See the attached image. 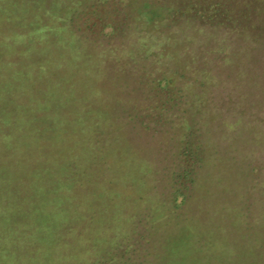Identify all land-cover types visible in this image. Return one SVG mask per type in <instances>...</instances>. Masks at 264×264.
<instances>
[{
  "label": "rangeland",
  "instance_id": "1",
  "mask_svg": "<svg viewBox=\"0 0 264 264\" xmlns=\"http://www.w3.org/2000/svg\"><path fill=\"white\" fill-rule=\"evenodd\" d=\"M205 1L0 0V264H264V0Z\"/></svg>",
  "mask_w": 264,
  "mask_h": 264
},
{
  "label": "trees",
  "instance_id": "2",
  "mask_svg": "<svg viewBox=\"0 0 264 264\" xmlns=\"http://www.w3.org/2000/svg\"><path fill=\"white\" fill-rule=\"evenodd\" d=\"M226 1H228V3L223 4ZM209 2H213V5H219L224 10L228 9L229 11H231L230 6L234 4L235 6L234 8L236 10L233 11H236L240 16H243L249 13V9L251 5L256 7V2H260V0H207V2L206 1L204 2L205 4H200V7L205 6L206 3ZM260 14L262 13H258L257 15ZM217 15L221 17V14H218L217 12H211L208 14V16H217ZM220 20L221 19H218V22ZM181 154L183 155L185 162L179 168V170L176 171L174 175L179 183V187L177 188V192L175 193V197H174L178 203H182L186 199V190L189 189L187 185V180L189 178H191L190 180L192 181L194 180L193 177H190V175L193 172L195 165L200 166L199 164L201 160L200 145L196 144L193 140L189 141L188 139H185L183 140Z\"/></svg>",
  "mask_w": 264,
  "mask_h": 264
}]
</instances>
